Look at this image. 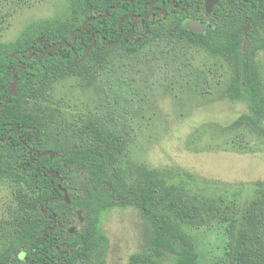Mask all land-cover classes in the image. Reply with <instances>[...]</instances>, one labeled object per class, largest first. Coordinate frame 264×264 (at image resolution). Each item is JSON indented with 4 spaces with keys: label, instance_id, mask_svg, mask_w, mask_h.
<instances>
[{
    "label": "trees",
    "instance_id": "obj_1",
    "mask_svg": "<svg viewBox=\"0 0 264 264\" xmlns=\"http://www.w3.org/2000/svg\"><path fill=\"white\" fill-rule=\"evenodd\" d=\"M17 1L0 0V28ZM60 1L61 16L32 23L15 46L0 44V181L14 187L15 206L1 226L0 264H94L104 241L101 216L131 206L152 225L151 244L176 255V264H198L183 226L212 222L223 228L226 264H264V189L239 208L178 187L165 211L146 189L128 187L119 167L132 143L129 116L141 115L174 85L193 95L208 93L207 73L192 65L189 49L228 68L223 96L246 102L248 109L233 126L264 134V74L255 60L264 51V0H218L211 16L204 14L203 0ZM190 19L206 23L205 31H188ZM68 77L91 88L94 101L78 115L77 146L46 147L51 124L46 116L58 100L54 84ZM39 137L42 147L35 143ZM44 150L55 156L30 161ZM139 172L146 184L161 181L160 172ZM59 186L73 192L68 205ZM64 207L83 211L89 229L64 231ZM131 260L157 264L150 255Z\"/></svg>",
    "mask_w": 264,
    "mask_h": 264
},
{
    "label": "rangeland",
    "instance_id": "obj_2",
    "mask_svg": "<svg viewBox=\"0 0 264 264\" xmlns=\"http://www.w3.org/2000/svg\"><path fill=\"white\" fill-rule=\"evenodd\" d=\"M17 2L19 5L0 28L1 45L15 46L29 25L62 14L60 0ZM188 55L193 66L207 73L208 93L193 95L174 85L147 105L141 115L129 116L132 143L119 158L120 172H126L128 187L150 192L160 210L168 208L172 190L178 187L204 199L222 198L227 204L242 208L264 189V134L233 126L238 118L248 115V109L246 102H230L223 96L230 78L225 63L198 49H189ZM255 60L264 74V51L258 52ZM54 91L58 100L50 106L52 115L46 116L51 122L46 147L77 146L76 121L80 113L92 106L94 95L91 88L74 77L55 83ZM35 143L42 147L43 140L39 137ZM45 151L55 156L51 150ZM143 168L160 172V184H146L139 172ZM111 174L113 180H118V169ZM13 191V186L0 181V231L15 210ZM67 193L73 194L69 190ZM64 208V231L73 235L87 227L89 222L83 211L78 210L77 216V210ZM98 229L104 241L94 264H132L131 259L143 255L153 256L157 264H176V255L151 244L152 225L135 207L108 210L101 216ZM183 230L195 249L198 264H226L220 224L184 225ZM16 257V252L11 255Z\"/></svg>",
    "mask_w": 264,
    "mask_h": 264
},
{
    "label": "water",
    "instance_id": "obj_3",
    "mask_svg": "<svg viewBox=\"0 0 264 264\" xmlns=\"http://www.w3.org/2000/svg\"><path fill=\"white\" fill-rule=\"evenodd\" d=\"M208 2L210 3H207L205 4V9H206V12L207 14H209L212 10V6L213 4H215L217 2V0H208ZM148 6H151V4H148ZM127 16H124L122 19H121V22L126 19ZM132 18V16H131ZM185 28L188 30V31H191V32H195V33H202L204 30H205V25L201 22H198V21H189L185 24ZM79 31H75L72 35V41L74 42L75 41V38H76V35ZM93 45H95V43H93ZM17 83V80L14 81L13 85L11 86V94L14 93V86L16 85ZM10 98L6 101V102H9ZM37 157H44V156H50L51 158L53 157V154L49 151H45V152H42V153H37L36 154ZM50 176H53L54 174L53 173H49ZM62 192H64V197L65 199L67 200V194L65 193V190L61 189ZM80 215V212L78 211L77 212V216Z\"/></svg>",
    "mask_w": 264,
    "mask_h": 264
},
{
    "label": "flooded vegetation",
    "instance_id": "obj_4",
    "mask_svg": "<svg viewBox=\"0 0 264 264\" xmlns=\"http://www.w3.org/2000/svg\"><path fill=\"white\" fill-rule=\"evenodd\" d=\"M210 1H212V0H210ZM203 2H204V12H205V15L208 16L210 13L207 14L206 9H205V4H206V2H207V3H210V2H208V0H203ZM217 3H218V0H217V2H216L215 4H213V6H212V10H213V8L215 7V5H216ZM212 10H211V12H212ZM161 13H164V11L161 10ZM189 21H198V22L203 23L202 21H199V20H196V19H190V20H188L187 22H189ZM187 22H185V24H186ZM203 24L205 25V29H206V23H203ZM204 31H205V30H204ZM204 31H203V32H204ZM203 32H202V33H203ZM13 83H14V82H13ZM13 83H11V85H10V93H11V86H12ZM16 84H17V83H16ZM34 133L36 134V132H34ZM19 140L21 141V138H20ZM30 150H32V149L30 148ZM37 153H42V152H37V151L34 152V155L30 158V161H31V162H34L36 158H39V157L36 156ZM49 157H50V156H49ZM50 158H51V157H50ZM36 171L39 172V169H36ZM49 173H53V172H48V175H49ZM53 174H54L53 176H50V175H49V176H50L51 178H53L54 176H57V177L59 176L57 173H53ZM58 188H59L60 192L62 193L64 199H65V197H64L65 194H64V192L61 191V189L65 190V193L67 194V200L65 199V201H66V203H69V202H68V200H69V195H68V193H67L68 191H67L65 188H63L62 186H59ZM56 199H61V195H58ZM77 212H78V211H77ZM53 220H55L54 217H53ZM54 222H55V221H54ZM69 232H71V231H69Z\"/></svg>",
    "mask_w": 264,
    "mask_h": 264
}]
</instances>
